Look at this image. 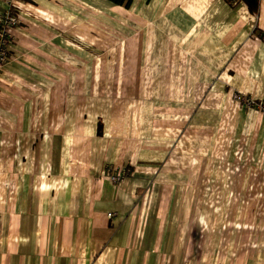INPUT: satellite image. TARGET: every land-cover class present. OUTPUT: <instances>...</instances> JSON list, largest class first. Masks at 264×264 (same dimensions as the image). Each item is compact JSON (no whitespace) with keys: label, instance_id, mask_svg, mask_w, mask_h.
I'll list each match as a JSON object with an SVG mask.
<instances>
[{"label":"crops","instance_id":"1","mask_svg":"<svg viewBox=\"0 0 264 264\" xmlns=\"http://www.w3.org/2000/svg\"><path fill=\"white\" fill-rule=\"evenodd\" d=\"M9 13L0 264H264V0Z\"/></svg>","mask_w":264,"mask_h":264},{"label":"built area","instance_id":"2","mask_svg":"<svg viewBox=\"0 0 264 264\" xmlns=\"http://www.w3.org/2000/svg\"><path fill=\"white\" fill-rule=\"evenodd\" d=\"M17 24V16L11 13L0 17V70L4 68L9 61V48L12 42L8 35V28L16 26ZM237 100L240 101V99ZM243 104L249 109L255 110L257 112H262L264 114V101L259 104H255L251 101H244ZM104 173L114 184H118L122 180L121 177L115 173L112 167L106 168Z\"/></svg>","mask_w":264,"mask_h":264},{"label":"trees","instance_id":"3","mask_svg":"<svg viewBox=\"0 0 264 264\" xmlns=\"http://www.w3.org/2000/svg\"><path fill=\"white\" fill-rule=\"evenodd\" d=\"M117 6L129 7L133 0H107ZM243 3L251 14H256L259 9L260 0H228Z\"/></svg>","mask_w":264,"mask_h":264},{"label":"rangeland","instance_id":"4","mask_svg":"<svg viewBox=\"0 0 264 264\" xmlns=\"http://www.w3.org/2000/svg\"><path fill=\"white\" fill-rule=\"evenodd\" d=\"M225 174V173H224ZM210 190H211V193H209V195L210 194H216L217 193V191H218V189H213V188H208V191L210 192Z\"/></svg>","mask_w":264,"mask_h":264}]
</instances>
